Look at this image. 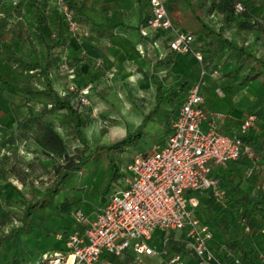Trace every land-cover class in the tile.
<instances>
[{
  "label": "trees",
  "instance_id": "1",
  "mask_svg": "<svg viewBox=\"0 0 264 264\" xmlns=\"http://www.w3.org/2000/svg\"><path fill=\"white\" fill-rule=\"evenodd\" d=\"M63 1L72 11L73 18L80 29L87 30L85 36L81 35L79 30L76 33L83 37L91 36L98 23L87 14L85 0ZM136 1L139 21L133 27L138 29L141 37H148L152 42L166 47L164 55L156 60L149 76L154 83L153 103L144 112L133 131L127 132L118 141L94 145L89 144L83 132V127L90 119L94 106L92 96L86 93L88 102H81L79 97L85 85L75 83L74 90L68 89L69 80L59 68L63 57L68 61L71 59L70 61L74 63L82 62L86 57L85 51L79 52L76 57H68L65 54L64 47L67 40L62 13L56 7L51 11L47 10L51 0H16L10 1L11 7L8 8L12 11L3 8L0 24L8 22L9 25L16 24L15 27L18 28L15 33H11L13 35L11 41H1L2 32H0L1 45L7 54L5 59L8 64H13L19 71L26 73L27 79L20 84L0 74L2 84L0 100L4 99L7 103L11 95L18 96L19 104L27 106L29 110L11 127L0 126V184L7 182L25 198L19 210L7 207L5 215L0 218V225L4 223L5 227H8L2 231L0 228V264H33L35 262L40 264L37 260L44 250L52 248L57 253L65 250L68 234L84 225L74 216L76 208H82L85 212L81 199L70 200L63 193L62 198L57 199L55 203L57 216L63 220L59 219L56 222L45 217L44 209L52 205L67 178L72 172L83 169L93 155V151L108 153L111 148L119 147L130 135H140L146 122L154 118L163 102H169L171 105H177L179 102L177 97L185 83L182 82L178 86L171 84L163 89L161 80L155 76L156 64L165 63L167 71L162 78H167V63L171 58L169 54L171 51L177 52L169 47V40L173 37V33L166 29L149 28L147 35H142L140 27L144 25L150 14V5L149 0ZM234 1L166 0V8L176 26L190 34V45L200 50L201 64L205 71L215 70L218 76L230 74L239 83L254 79L264 85V0H240L243 9L237 13L233 9ZM24 5L27 6L26 12H22L21 6ZM196 8L201 11V14L195 12ZM187 11L198 21V27L193 28L186 20L184 15ZM256 12H259L258 15L255 14ZM214 13L218 15L216 27L205 20ZM13 18H15L14 21ZM21 19L25 20L30 29L23 30L24 28L20 26ZM229 32H239L237 34L240 41L238 42ZM249 35L250 42L247 40ZM33 38L38 42L36 49L31 45L27 46V42ZM24 43L26 47H22ZM259 48H261L260 52ZM79 62L80 65L83 63ZM228 63L231 67L226 70L224 67ZM90 64L93 67L90 70L92 74L89 76L93 81L97 78V68H101L102 64L97 61V58L88 65ZM80 65L75 64L79 72L89 71L88 68L82 70ZM143 73L148 74L146 71ZM261 97L264 101V93ZM103 99L105 100V97ZM38 102L41 105L37 106ZM261 108L249 111L255 114L253 122ZM175 109L174 106L164 109L163 113L168 117L164 121L165 132L171 130L168 123L174 119L177 112ZM57 111H60L57 121L44 119L43 114H52ZM261 111L264 117V107ZM56 125H59L60 131ZM6 129L10 130L8 134H5ZM239 135L251 147L253 157H259L264 164L262 135H249L246 130ZM136 151L144 152L145 150ZM39 168L41 175L46 174V178L40 180L41 192L33 193L31 198H27L10 178L15 177L24 182L26 176L36 174ZM252 168L258 169L256 164ZM106 170L107 179L104 186L94 188L97 191L94 203V206H98L97 209L104 205L108 194L121 185V181L117 180L120 172L113 158L108 159ZM212 170V175L217 179V185L222 193V199L220 203H217L211 194L204 196L203 199L201 196L199 203L193 209V215L199 219L200 223L207 224L211 233L206 244L222 264H264V181L256 183L257 189L253 192L243 189L239 181H233L230 176L231 171L224 166L215 165ZM262 172L264 173V169ZM246 226L247 230L244 228ZM167 230L169 231L165 233L166 236L160 238L158 243L161 264H167L168 258L174 254L183 256L185 260L195 256L185 235L177 234L174 229ZM176 230L184 231L185 234V228ZM212 230L220 235L217 245L211 243ZM50 237H54L55 240H50ZM135 258L128 249H123L117 254L102 251L97 264H134ZM235 260H238V263Z\"/></svg>",
  "mask_w": 264,
  "mask_h": 264
},
{
  "label": "built area",
  "instance_id": "2",
  "mask_svg": "<svg viewBox=\"0 0 264 264\" xmlns=\"http://www.w3.org/2000/svg\"><path fill=\"white\" fill-rule=\"evenodd\" d=\"M51 2L62 13L72 34L79 30L81 35H87V30L80 29L63 0ZM149 5L150 14L140 27L141 34L147 35L149 28L170 30L173 37L169 47L190 53L200 64L198 76L187 86L164 142L132 155L126 162L121 185L108 194L104 205L92 215L76 209L75 219L84 224L83 227L68 234L61 253L52 256L44 253L40 264H97L102 251L117 254L123 249L130 250L136 258L155 254L159 251L150 243L154 232L181 228H185L187 243L195 256L189 262L174 254L167 264H222L206 244L211 235L207 224L200 223L193 215L197 205L194 192L209 189L220 201L222 193L211 173L212 167L224 165L243 154L253 157V152L239 134H227L214 128L211 117L220 114L209 112L204 106L201 86L206 71L201 64L200 50L190 45V34L176 26L167 11L166 0H149ZM233 9L240 12L242 2L235 0ZM59 68L67 73L72 70V64L63 57ZM215 73V70L210 72ZM67 87L74 90L75 83L68 82ZM85 94L84 88L79 97L83 103L88 102ZM254 119V113H247L240 131H245Z\"/></svg>",
  "mask_w": 264,
  "mask_h": 264
},
{
  "label": "crops",
  "instance_id": "3",
  "mask_svg": "<svg viewBox=\"0 0 264 264\" xmlns=\"http://www.w3.org/2000/svg\"><path fill=\"white\" fill-rule=\"evenodd\" d=\"M0 2V16H2L3 8L7 10L9 9L8 7H11V5L10 0H0ZM54 7L55 5L51 2V4L47 6V10L51 11ZM85 9L87 14L95 19L98 24L92 31L91 36L83 37L79 33L72 34L64 23V33L67 40L64 47L65 54L68 55V57H76L79 52L85 51L84 53L86 57L82 60L83 63L79 62L82 63L81 65L79 64L82 70H86L88 68L90 71L93 66L88 64L95 58H97L98 62H101L102 67L97 68V78L93 81L90 80L89 76L91 71H84V76L86 77L85 81L88 82L87 80H89V83H94L99 80L100 77L103 78L104 76H109V78L115 76L120 80L122 78L129 79V77L133 74H137V76L140 74V78L143 80L136 87H141L143 89H141V92L139 90L136 93V96L139 97L144 105L146 104L145 108L144 106L143 108L147 111L152 105V97H150L151 101L147 103V95L152 96V88L154 86V83L151 81V77L149 76L153 71L156 60L164 55L166 47L162 44L159 45L152 42L148 37H141L138 29L133 27L139 21L138 5L136 0H85ZM258 13L259 12H256L255 14L258 15ZM7 23L8 22L3 25L0 24V32H2L1 41H11L13 36L11 33H15V31L18 30L14 24L9 25ZM115 32L118 34L116 35ZM1 41L0 74L12 81H15L14 79H21L23 76L22 73L24 72L19 71L15 65L7 63L5 59L7 54L4 47L1 45ZM169 55H171V58L167 63V78H162L164 73L167 71L165 63H158L159 65L156 64L157 70L155 72V76L161 80L163 89L168 88L171 84L178 86L182 82L185 83L181 93L177 97V100L179 101L177 105H171L169 102H163L161 106L164 107L163 109L165 110L174 106L177 111V107L186 94L187 86L193 79L197 78L200 65L194 60L190 53L171 51ZM230 67V63H228L224 68L227 70L230 69ZM119 71H121L124 75H120ZM145 71L148 73L147 75L143 73ZM207 72L210 73V71ZM208 73H205L204 75V82L201 86V90L203 96L206 93L205 89L211 90L213 94H215L217 100L214 105L216 108L211 107L209 109L206 107L205 103L204 106L209 112H218L220 114L218 117H211L212 125L216 130L227 134L241 133L240 124L246 114L249 111L257 110L260 107L263 109L264 107V101L261 97L264 93V85L254 79L244 83H239L230 74L218 76L216 73L213 75H208ZM24 78L27 79L26 74L24 75ZM1 86L2 84L0 82V87ZM87 87H89L90 90L88 94H91L93 99V109L96 110L98 107L99 109H103L106 107L103 97L98 96L97 84L95 83L92 86L88 85ZM108 94L110 95V93ZM109 95H107L105 99L111 102L112 100L109 98ZM15 97L16 96L11 95L7 103L4 102V99L0 100V126H5L7 128L11 127L17 120L27 114L29 110L28 107L19 104V102L15 100ZM13 101H16V103ZM119 101L123 104L122 100ZM129 101L130 103L132 102L131 99ZM16 106L20 108L17 109ZM22 107H24L25 110H21ZM261 109L255 122L249 125L246 131L249 135L261 134L264 143V117ZM165 116L166 115H164L165 119L162 120L163 132L156 139V143L158 144H162L164 142L168 133L164 131V127L166 126L164 121L168 119V117ZM132 123H135V125L137 124V122ZM168 127H171V122L168 123ZM9 132L10 130L6 129L5 134ZM254 164H256L258 168L257 170L252 168ZM222 166L231 171V178L233 181H239V185L243 189L254 192L257 189L256 185L264 181V173L262 172L264 164L259 157L254 156L251 158L243 154L235 160L227 161L226 164ZM194 194L197 196L198 204L201 196L203 199L204 196L210 195L211 192L208 189L194 192ZM214 199L217 203H220V201L215 197ZM97 208L98 206L95 205L94 208L90 209L92 214L97 210ZM163 231L164 230L157 229L150 239V243L154 244L157 249H159L158 243L160 238H163ZM166 232L167 230H165V233ZM183 235H185L184 231L183 233L181 232V236ZM219 241V233L217 231H213L211 243L217 245ZM46 252L47 250H44L39 255V258ZM186 260L192 262L193 256H190ZM134 261V264H161L162 258L158 253H155L150 255H141L139 258H135Z\"/></svg>",
  "mask_w": 264,
  "mask_h": 264
},
{
  "label": "rangeland",
  "instance_id": "4",
  "mask_svg": "<svg viewBox=\"0 0 264 264\" xmlns=\"http://www.w3.org/2000/svg\"><path fill=\"white\" fill-rule=\"evenodd\" d=\"M182 5V4H181ZM22 12H26L27 6H21ZM195 12L201 14V11L196 8ZM94 16V15H93ZM13 17V16H12ZM184 17L193 28L198 27V21L194 18L191 13L187 11L185 12ZM15 18H13V21ZM20 20V19H19ZM206 22L210 23L213 26H217L218 15L214 13L213 15L205 18ZM16 25V24H15ZM19 27V24H17ZM20 26L24 28L23 30L30 29L29 25L25 22L24 19H21ZM239 34V32H237ZM236 32H229L230 35H234L236 40L239 42L240 38ZM248 42L251 41V36H248ZM31 45L34 49L38 48V42L33 38L27 42V46ZM26 47L24 43L22 47ZM262 48V47H261ZM259 48V52L261 51ZM71 59H69L70 61ZM77 63L71 62L70 64L74 63V66L71 71L64 73V76L69 80V82H74L78 84L85 85V91L88 93L89 87L88 85L92 86L93 84H97V93L99 97H106L110 93V99L112 100L109 102L105 99L104 103L106 107L103 109H92V113L90 114V119L86 122V125L83 127V132L88 138L89 144H100V143H112L118 141L124 135L130 131H133L135 128V123H139L144 115L146 110L144 109L146 104L144 105L143 102L136 96V93L140 90L141 87H136L140 84L143 80L140 78V74L132 75L127 78H122L119 80L118 77L113 76L112 78L107 77H100L99 80L96 82H91L87 80L85 81L84 72L80 71L79 68L75 67V64L79 66ZM119 68V65H118ZM117 68V69H118ZM90 72V71H89ZM120 75H124L121 71ZM208 73L207 71L205 72ZM23 76L21 79H14L17 83H24L26 80L24 75L26 73H22ZM92 73H90L91 75ZM210 73H208L209 75ZM18 76V75H17ZM15 78V77H14ZM35 82V80H32ZM36 83V82H35ZM58 86H62L59 85ZM206 93L204 94V103L207 108H216L214 107L217 98L215 94L211 90L205 89ZM181 93V92H180ZM130 97V98H129ZM151 95H147V103L150 102ZM122 100L123 104L119 101ZM132 100L130 103L129 100ZM149 99V100H148ZM17 102H20V98L18 96L15 97ZM16 101L14 103H16ZM145 101V100H144ZM153 103V102H152ZM122 104V105H121ZM41 105L40 102L37 103V106ZM144 106V108H143ZM17 109L20 107L16 106ZM164 107H161L154 115L153 119H150L146 122L145 126L142 128V133L138 136L130 135L125 142L121 143L117 148H111L108 153L101 152L98 153L93 151V155L91 156L90 160L85 164L81 171H74L71 175L67 178L65 184L60 190L52 203V205L47 206L44 209L45 217L48 218L50 221H59L63 220L61 217L57 216V211L55 209V203L57 199L62 198L63 193L67 195L70 200L75 198L81 199V204L85 207V214L92 215L90 209L94 208V203L96 201V189L94 188H102L107 179V170L106 165L109 158H113L116 162L117 168L120 172V175L124 173L126 162L132 157L135 150H147L153 144L156 143V139L159 137L160 134L163 132L162 120L164 119ZM133 109V110H132ZM219 109V108H218ZM21 110H25L24 107ZM20 115V114H19ZM60 116V111L54 112L52 114H43L44 119L48 121H57L58 117ZM137 116V117H136ZM163 116V117H162ZM19 117V116H17ZM133 126H132V125ZM57 129L60 131L59 125H56ZM8 134V133H7ZM23 151V148H22ZM8 163V162H7ZM8 165V164H7ZM40 166L39 164H37ZM23 166V165H22ZM37 166V167H38ZM41 169H37L36 176H26L25 181L22 182L19 179L12 177L11 182L17 185L18 189L24 194L25 197L31 198L32 194H38L41 192V179L46 178V174H40ZM39 172V173H37ZM38 175V176H37ZM117 180L121 181V176ZM116 182V181H115ZM0 218L5 215L6 208H14L15 210H19L21 208L22 203H24V197L20 196L19 193L9 185L7 182H1L0 184ZM77 209V208H76ZM82 209V208H80ZM200 209V208H199ZM83 210V209H82ZM84 211V210H83ZM201 211V210H200ZM91 212V213H90ZM71 214L73 215V209L71 210ZM50 216H52L50 218ZM6 225L1 223L0 228L1 231L4 230ZM169 231V230H167ZM177 234H181L182 231L174 229ZM183 233V232H182ZM165 236V230L162 233V237ZM50 240L54 241V237H50ZM52 248H48L47 254L52 256L55 254L56 251L51 250ZM143 262V261H142ZM36 263V262H35ZM33 263V264H35ZM38 264V263H37Z\"/></svg>",
  "mask_w": 264,
  "mask_h": 264
},
{
  "label": "clouds",
  "instance_id": "5",
  "mask_svg": "<svg viewBox=\"0 0 264 264\" xmlns=\"http://www.w3.org/2000/svg\"><path fill=\"white\" fill-rule=\"evenodd\" d=\"M43 256V255H42ZM41 259V257L37 260L38 262H40L39 260Z\"/></svg>",
  "mask_w": 264,
  "mask_h": 264
}]
</instances>
